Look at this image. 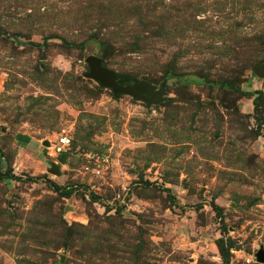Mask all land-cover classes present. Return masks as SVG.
Here are the masks:
<instances>
[{"label": "rangeland", "instance_id": "1", "mask_svg": "<svg viewBox=\"0 0 264 264\" xmlns=\"http://www.w3.org/2000/svg\"><path fill=\"white\" fill-rule=\"evenodd\" d=\"M259 64L264 0H0V264H264Z\"/></svg>", "mask_w": 264, "mask_h": 264}, {"label": "water", "instance_id": "2", "mask_svg": "<svg viewBox=\"0 0 264 264\" xmlns=\"http://www.w3.org/2000/svg\"><path fill=\"white\" fill-rule=\"evenodd\" d=\"M84 61L88 66L87 76L98 82L101 86L108 87L113 95L128 94L133 98L143 100L146 103L150 101L149 98L143 95L151 89L148 82L138 81L132 84L123 85L121 83V77L116 75L113 70L105 67L101 57L96 55H87L84 58ZM252 71L256 76L262 77L264 74V64L257 65L252 69ZM56 168V165L51 164L48 171L56 173ZM255 260L258 263H264V249L260 248L255 252Z\"/></svg>", "mask_w": 264, "mask_h": 264}, {"label": "trees", "instance_id": "3", "mask_svg": "<svg viewBox=\"0 0 264 264\" xmlns=\"http://www.w3.org/2000/svg\"><path fill=\"white\" fill-rule=\"evenodd\" d=\"M256 96L258 95L259 91H255ZM256 97H253L252 101H255ZM10 172L11 170L9 168H6L4 171H0V179L6 178L8 176H10ZM52 188L54 191H59L62 195L64 196H68L71 194L72 189L67 188V187H59V185H55L54 183H52ZM211 207L213 209L216 210V213H218L216 206L212 203ZM220 223H221V227L224 229V223L221 219V217H219ZM221 243L218 244L217 246H219V253H220V257L222 260V264H228V251L229 248L231 246H233L232 241L230 239H228L227 243L224 244V242L222 240H220Z\"/></svg>", "mask_w": 264, "mask_h": 264}, {"label": "built area", "instance_id": "4", "mask_svg": "<svg viewBox=\"0 0 264 264\" xmlns=\"http://www.w3.org/2000/svg\"><path fill=\"white\" fill-rule=\"evenodd\" d=\"M69 144V138L66 136H61L58 138V143L52 147V149L55 152H60L61 150L64 149V146H68Z\"/></svg>", "mask_w": 264, "mask_h": 264}]
</instances>
